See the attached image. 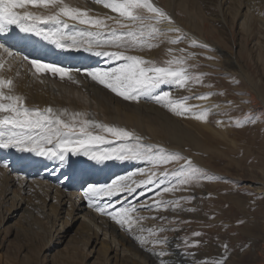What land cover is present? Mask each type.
<instances>
[{
	"label": "rangeland",
	"instance_id": "374dc122",
	"mask_svg": "<svg viewBox=\"0 0 264 264\" xmlns=\"http://www.w3.org/2000/svg\"><path fill=\"white\" fill-rule=\"evenodd\" d=\"M186 2L189 15L178 9L174 12L183 16L188 32L203 37L205 42L193 39L197 42L193 45L185 35L181 41L183 57L188 58L184 66L191 76H200L203 81L193 79L189 83L197 89L195 95L189 89L185 91L193 95L191 105L201 103L196 110H208L209 128L196 122L189 130L197 137L199 148L188 140L181 145H159L185 159L156 166L155 170L173 173L191 160L201 169L200 176L182 186L183 190L160 195L147 191L133 200L129 205L135 208L145 200L165 203L159 210L143 208L128 233L109 218L106 224L95 217L97 226L108 225V232L114 231L117 239L124 241L128 256L121 260L114 258V252L97 259L101 244L95 241L87 247L88 253L82 249V243L88 240L86 227L80 220L75 223L77 214L66 224L68 205L55 203L56 191L46 203L51 217L35 214V229L26 226L21 218L23 210L10 218L14 214L10 201L3 202L0 196V264H264V0H234L233 13L238 12L240 3L255 4L249 11L242 8L234 21H228L223 12L226 5H219L217 0ZM250 34L255 37L250 39ZM201 44L208 47H199ZM233 56L245 68L248 80L231 64ZM85 96H80L89 106L85 112L90 109L87 113L106 117L105 111ZM201 96L207 99H198ZM210 107H217V111ZM138 163L139 167L145 164ZM169 179L175 180L172 176ZM88 183L79 181L76 186L85 188ZM23 197L29 199L26 189ZM172 201H179V205Z\"/></svg>",
	"mask_w": 264,
	"mask_h": 264
},
{
	"label": "snow or ice",
	"instance_id": "6c2138e0",
	"mask_svg": "<svg viewBox=\"0 0 264 264\" xmlns=\"http://www.w3.org/2000/svg\"><path fill=\"white\" fill-rule=\"evenodd\" d=\"M95 2L115 15H90L89 10L70 7L64 0H0V34L11 36L14 30H18L34 34L59 49L83 50L103 57L105 67L75 71L85 72L91 80L125 101H151L176 116H194L198 121H207L208 110L197 111L195 105L187 103V98L175 99L170 90H161L162 86L187 88L193 79L197 83L203 82L200 76L194 78L189 74L184 66L187 57L173 56L166 63L158 64L141 55L129 54L134 50L157 47L155 42L178 44L186 38L172 16L153 0ZM191 43L197 44L195 40ZM199 47L207 48L208 45L201 44ZM173 51L168 49L169 53ZM17 55L5 43H0V149L27 151L60 161L71 154L84 155L97 162L118 160L153 165L147 172L144 168L136 169V172L147 177L137 187L126 183L127 177L122 176L107 184H88L84 191L89 207L109 216L121 228L127 224L130 231L133 220H139L134 217L137 209L131 205L124 206L113 198L144 195L147 191L160 195L161 192L183 190L182 186L200 176L201 169L193 166L191 160L176 172L158 173L156 166L185 158L179 153L144 143L143 137L126 128L89 119L82 112L26 106L24 97L14 91L13 79L3 75L11 71V62ZM22 60L27 61L28 57L24 56ZM30 65L35 73H49L60 79L70 78L69 73L73 71L39 59H32ZM199 99L207 97L201 96ZM3 166L7 167V164ZM170 176L175 178L174 182L169 179ZM105 199L107 202H104ZM163 203L145 200L142 207L159 210ZM170 203L179 205V201ZM195 235L199 236L200 233Z\"/></svg>",
	"mask_w": 264,
	"mask_h": 264
},
{
	"label": "bare ground",
	"instance_id": "6f19581e",
	"mask_svg": "<svg viewBox=\"0 0 264 264\" xmlns=\"http://www.w3.org/2000/svg\"><path fill=\"white\" fill-rule=\"evenodd\" d=\"M233 1L234 0H217L219 5H226L225 9L223 7V12H225V17L228 21H234L238 18L240 16V11L245 8L246 11L255 8V4L240 3L238 12L233 13ZM64 2L70 7H79L82 10H89L90 15L98 14L103 16L105 13L115 15L111 13L109 9H105L103 5L97 4L95 0H64ZM153 3L158 7H162L172 16L176 25L182 29V35H185L190 40L195 39L200 42L204 41L203 37L195 36V34H193L194 32L190 29L188 32L182 22L184 19L183 16L179 17L174 12L178 9L181 13L189 15L187 13L188 9L186 11V0H153ZM69 31H72V29H69ZM185 32L188 33V36ZM190 32H192V34ZM170 35L175 36L178 34ZM254 37V34L249 35L250 39ZM0 43H5V46L18 53L16 59L11 62V71L5 72L3 75H5L6 78L13 79L15 93L24 97L25 104L28 107H38L40 109L51 107L54 111L63 112L67 110L69 113H86L89 119H95L96 121L111 126L126 128L143 137L144 143L157 146L163 144L181 145L188 140L192 145L198 147L199 142L197 137L190 134L189 130L196 122H198L199 125L209 128L207 121H198L194 116H176L167 109L151 101H141L139 103L125 101L98 82L91 80L85 72L75 71L77 69L86 70L96 67H105L106 64L103 57H97L93 53L83 50L59 49L55 45L44 41L34 34L22 33L18 30H14L11 36L0 34ZM155 43L158 44L157 47L151 49L146 48L143 51L134 50L129 54L141 55L158 64L166 63L169 59H172L173 56L183 57V52L179 51L182 49L181 46L183 43L170 44L167 41ZM169 48L174 51L169 53ZM255 48L253 51H255ZM24 56L28 57L27 61L22 60ZM232 58L231 64L236 68L239 75L248 80L245 68L239 63L237 57L233 56ZM32 59H39L42 62L64 66L73 69V71L69 73L70 78L65 77L64 79H60L59 76H53L49 73H35V70L30 65ZM175 88V86H162L161 90H170L175 99L187 98V103L191 105L190 101L193 95H188L190 93L185 91V88ZM187 89L191 90L190 92H192V94L194 93V95V91L197 90L194 89L191 84H189V88H186V90ZM81 95H86L91 101L93 100L92 103L95 106L101 107L105 111L106 117H100L96 112L87 113L90 109L85 112V109H88L89 106L82 103L80 99ZM199 104H196V108L197 106L200 107ZM97 107L95 109H97ZM101 108L99 109L100 111ZM210 109L212 111H217V107H210ZM201 110H205V108H200L197 111ZM175 149L177 150V148ZM5 163L7 167L3 166ZM137 164L139 163L118 160L97 162L90 160L84 155L74 156L71 154H69L64 161H60L27 151L0 149V196L3 198V202H5V200L10 201L9 205L12 209V214L14 213L10 218L16 217L18 214L17 211L23 210L21 218L25 221L26 226L35 229L37 223L34 219L32 222V218L33 216L35 217V214L51 217V214L46 209V203L48 199H51V193L56 191L54 192L55 203L62 207L68 205L69 216L66 220V224H70V219L73 220V216L77 214L78 218L75 219V223L80 220L81 225L86 227L85 233L88 240H84L82 249L87 252V247L90 242L93 243L95 241L96 244H101L99 249L96 246L98 249L97 259L105 254L109 256L114 252V258L117 259L119 257L121 260L128 256L124 241L117 239L114 231L111 230L109 233L108 225H104L101 228L94 222L95 217L102 220H99V222L105 221L104 223H106L108 218L110 220L111 218L107 215L98 213L95 208L89 207L87 198L84 196L86 187L77 188L76 185H78L79 181L98 185L107 184L121 175L127 177L126 183L130 184L132 187H137L139 178L147 177L140 172H136V169L144 168L147 172L154 167L146 163L143 167H139L140 164ZM133 173L135 174L133 175ZM15 185H17V187L13 188ZM262 188L259 187V190ZM25 189L28 193V200L23 197ZM137 192H139V188H137ZM11 193L12 196L8 197ZM141 197L142 195H121L113 199L124 206H128L133 200L136 201V199H140ZM2 200L0 199V203ZM104 202H107V200L105 199ZM142 204L143 202L138 203L139 206L136 208L137 211L134 213V217L142 214ZM51 212L54 213V209ZM7 217L4 219H7ZM54 217V219H58L57 216ZM55 222L57 225L56 220ZM113 223L116 222L113 221ZM106 224H108V222ZM115 225H117L122 232H129L128 225H125L123 228L117 223ZM82 233L84 232L82 231ZM124 233L122 234L124 235ZM90 255L91 252L89 253V256ZM108 256L107 259L109 258Z\"/></svg>",
	"mask_w": 264,
	"mask_h": 264
}]
</instances>
